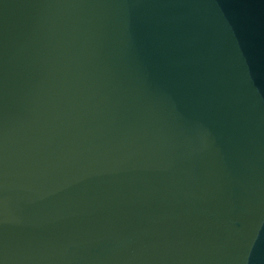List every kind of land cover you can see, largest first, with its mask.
<instances>
[{
    "label": "water",
    "instance_id": "1",
    "mask_svg": "<svg viewBox=\"0 0 264 264\" xmlns=\"http://www.w3.org/2000/svg\"><path fill=\"white\" fill-rule=\"evenodd\" d=\"M0 264H264V0H0Z\"/></svg>",
    "mask_w": 264,
    "mask_h": 264
}]
</instances>
